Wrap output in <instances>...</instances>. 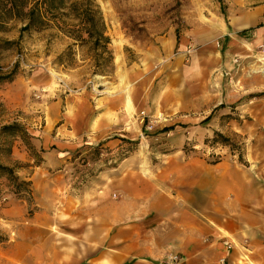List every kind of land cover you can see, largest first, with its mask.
Masks as SVG:
<instances>
[{
	"label": "rangeland",
	"instance_id": "374dc122",
	"mask_svg": "<svg viewBox=\"0 0 264 264\" xmlns=\"http://www.w3.org/2000/svg\"><path fill=\"white\" fill-rule=\"evenodd\" d=\"M94 1L112 57L102 74H93L87 47L69 49L56 30L20 33L13 19L0 30V165L20 167L26 181L41 149L64 150L65 176L81 188L113 168L125 182L148 177L172 157L242 163L263 136L264 33L224 39L220 29L238 10L264 11V0ZM12 125L33 151L24 134L1 133ZM11 191L0 178V264H20L21 250L7 244L19 229L3 212L17 200ZM21 197L29 215L32 197Z\"/></svg>",
	"mask_w": 264,
	"mask_h": 264
},
{
	"label": "crops",
	"instance_id": "0c3cea01",
	"mask_svg": "<svg viewBox=\"0 0 264 264\" xmlns=\"http://www.w3.org/2000/svg\"><path fill=\"white\" fill-rule=\"evenodd\" d=\"M238 11L220 38L264 33L263 10ZM262 131L242 163L172 157L148 177L125 182L113 168L81 188L65 176L66 151L41 149L24 178L31 213L20 200L3 211L19 229L7 244L20 264H264V122Z\"/></svg>",
	"mask_w": 264,
	"mask_h": 264
},
{
	"label": "trees",
	"instance_id": "16d2710c",
	"mask_svg": "<svg viewBox=\"0 0 264 264\" xmlns=\"http://www.w3.org/2000/svg\"><path fill=\"white\" fill-rule=\"evenodd\" d=\"M17 20L22 24L20 33L31 30L53 29L72 40L73 46L87 47L92 53L90 57L93 74L103 73L112 61L108 50L110 39L106 35V27L99 7L94 0H81L70 3L69 0H0V30L7 20ZM243 34V32H242ZM2 80V79H1ZM207 120V119H206ZM165 128L157 132L170 131ZM2 134H24L26 148L33 151L29 136L16 125L4 127ZM214 141L229 147L228 140L219 133H214ZM97 146L93 150H98ZM41 152H43L41 150ZM33 156V155H32ZM35 165L42 162L41 157H34ZM218 162H215L216 164ZM20 167L0 165V178L5 179L12 189L11 194L17 200H23V194L31 196L30 182L17 176Z\"/></svg>",
	"mask_w": 264,
	"mask_h": 264
},
{
	"label": "built area",
	"instance_id": "2783aa9c",
	"mask_svg": "<svg viewBox=\"0 0 264 264\" xmlns=\"http://www.w3.org/2000/svg\"><path fill=\"white\" fill-rule=\"evenodd\" d=\"M176 262H177V259L176 258H172V259H170V260H168V261H166V262H164L162 264H175Z\"/></svg>",
	"mask_w": 264,
	"mask_h": 264
}]
</instances>
